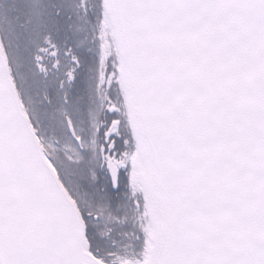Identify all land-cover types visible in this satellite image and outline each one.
I'll return each instance as SVG.
<instances>
[{
	"label": "snow or ice",
	"instance_id": "snow-or-ice-1",
	"mask_svg": "<svg viewBox=\"0 0 264 264\" xmlns=\"http://www.w3.org/2000/svg\"><path fill=\"white\" fill-rule=\"evenodd\" d=\"M0 264H264V0H0Z\"/></svg>",
	"mask_w": 264,
	"mask_h": 264
}]
</instances>
